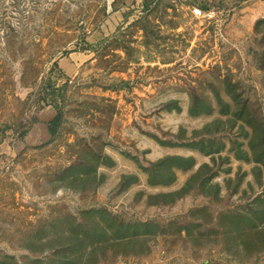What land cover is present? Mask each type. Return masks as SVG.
<instances>
[{"label": "rangeland", "instance_id": "1", "mask_svg": "<svg viewBox=\"0 0 264 264\" xmlns=\"http://www.w3.org/2000/svg\"><path fill=\"white\" fill-rule=\"evenodd\" d=\"M243 108L264 0H0V264H264Z\"/></svg>", "mask_w": 264, "mask_h": 264}, {"label": "trees", "instance_id": "2", "mask_svg": "<svg viewBox=\"0 0 264 264\" xmlns=\"http://www.w3.org/2000/svg\"><path fill=\"white\" fill-rule=\"evenodd\" d=\"M246 109H244L241 114L237 115V113H235V115H231L233 119L240 120L243 126L251 132L246 135V138H250L248 151H245L244 156L239 155L240 157L238 158L254 163L262 171L264 170V149L259 150L258 148L264 146V134L262 138L259 135L263 125L260 123L257 124L255 117L249 110L245 111ZM56 121L57 119L55 118L50 123L52 134L55 133L54 126ZM262 196H264V193ZM254 204L259 206L256 210L242 207L223 214V218L225 219L223 226H231L229 233L235 235L238 240H241L244 248H248L251 242L258 241L264 243V199H259Z\"/></svg>", "mask_w": 264, "mask_h": 264}, {"label": "built area", "instance_id": "3", "mask_svg": "<svg viewBox=\"0 0 264 264\" xmlns=\"http://www.w3.org/2000/svg\"><path fill=\"white\" fill-rule=\"evenodd\" d=\"M195 14L197 16H203V10L202 9H195Z\"/></svg>", "mask_w": 264, "mask_h": 264}]
</instances>
